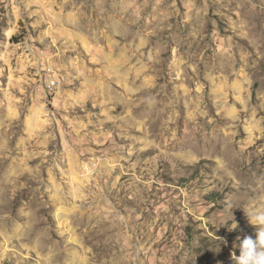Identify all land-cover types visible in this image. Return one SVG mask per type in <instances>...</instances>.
I'll return each instance as SVG.
<instances>
[{
    "label": "rangeland",
    "instance_id": "374dc122",
    "mask_svg": "<svg viewBox=\"0 0 264 264\" xmlns=\"http://www.w3.org/2000/svg\"><path fill=\"white\" fill-rule=\"evenodd\" d=\"M261 203L264 0H0V264H234Z\"/></svg>",
    "mask_w": 264,
    "mask_h": 264
},
{
    "label": "clouds",
    "instance_id": "9594fccd",
    "mask_svg": "<svg viewBox=\"0 0 264 264\" xmlns=\"http://www.w3.org/2000/svg\"><path fill=\"white\" fill-rule=\"evenodd\" d=\"M227 207L231 209V205ZM249 224L255 227V238L252 236L237 237L234 248L239 249V255L232 253L234 264H264V203L255 204L242 209ZM234 226L229 230L235 229Z\"/></svg>",
    "mask_w": 264,
    "mask_h": 264
}]
</instances>
